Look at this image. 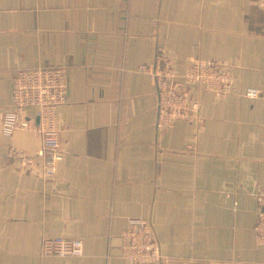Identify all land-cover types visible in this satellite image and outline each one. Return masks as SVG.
Listing matches in <instances>:
<instances>
[{"label":"crops","instance_id":"crops-1","mask_svg":"<svg viewBox=\"0 0 264 264\" xmlns=\"http://www.w3.org/2000/svg\"><path fill=\"white\" fill-rule=\"evenodd\" d=\"M178 74L195 61L235 76L223 96L185 86L197 108L157 129V95L139 72L157 51ZM62 67V158L46 180L30 131L1 123L19 70ZM257 89L259 97L246 96ZM35 112L30 111L29 116ZM33 156L22 166L10 156ZM81 199V257L42 254ZM264 0H0V264H128V220L149 221L158 264H264Z\"/></svg>","mask_w":264,"mask_h":264},{"label":"built area","instance_id":"built-area-1","mask_svg":"<svg viewBox=\"0 0 264 264\" xmlns=\"http://www.w3.org/2000/svg\"><path fill=\"white\" fill-rule=\"evenodd\" d=\"M139 72L147 75L156 89L157 129L171 127L188 119L197 106L184 93L185 86L203 87L219 96L226 94L235 76L230 68L219 62L195 61L178 74L171 59L162 50L157 51L153 64H142ZM257 89H248V98H258ZM68 99V77L62 67H40L19 70L13 77L11 104L1 123L2 134L11 138L18 130L30 131L42 141L37 158L44 166L46 180L55 177V165L62 158L60 109ZM34 111L30 117L29 112ZM10 156L22 166H31L35 158L12 149ZM81 199L65 198L64 232L58 238L43 241L42 254L59 258L81 257L84 242L81 236ZM255 233L264 246V210L257 216ZM120 251L128 264H158L164 261L160 243L152 224L142 218L128 220L121 236Z\"/></svg>","mask_w":264,"mask_h":264}]
</instances>
